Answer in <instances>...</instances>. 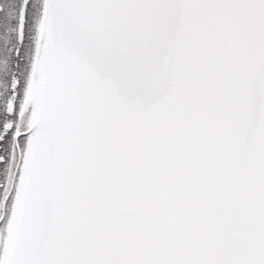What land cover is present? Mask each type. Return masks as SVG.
I'll return each mask as SVG.
<instances>
[{
	"label": "snow or ice",
	"instance_id": "obj_1",
	"mask_svg": "<svg viewBox=\"0 0 264 264\" xmlns=\"http://www.w3.org/2000/svg\"><path fill=\"white\" fill-rule=\"evenodd\" d=\"M0 264H264V0H0Z\"/></svg>",
	"mask_w": 264,
	"mask_h": 264
}]
</instances>
